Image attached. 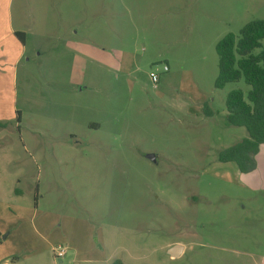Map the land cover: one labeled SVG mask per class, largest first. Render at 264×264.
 Returning a JSON list of instances; mask_svg holds the SVG:
<instances>
[{
    "label": "rangeland",
    "instance_id": "rangeland-1",
    "mask_svg": "<svg viewBox=\"0 0 264 264\" xmlns=\"http://www.w3.org/2000/svg\"><path fill=\"white\" fill-rule=\"evenodd\" d=\"M0 17V41L8 20L25 34L0 74V264H259L260 169L218 160L247 136L226 97L250 88L214 82L217 42L264 0H9Z\"/></svg>",
    "mask_w": 264,
    "mask_h": 264
},
{
    "label": "trees",
    "instance_id": "trees-1",
    "mask_svg": "<svg viewBox=\"0 0 264 264\" xmlns=\"http://www.w3.org/2000/svg\"><path fill=\"white\" fill-rule=\"evenodd\" d=\"M14 36L24 43V33L14 32ZM215 52L218 58L215 88L222 89L228 83L239 81L250 88L246 94L233 90L226 97L227 122L244 128L247 136L218 156L220 162L235 163L239 174H247L254 170L255 156L264 144V20L246 23L237 36L225 35L217 42ZM207 115L211 113L207 111ZM113 264L122 262L116 260Z\"/></svg>",
    "mask_w": 264,
    "mask_h": 264
},
{
    "label": "crops",
    "instance_id": "crops-1",
    "mask_svg": "<svg viewBox=\"0 0 264 264\" xmlns=\"http://www.w3.org/2000/svg\"><path fill=\"white\" fill-rule=\"evenodd\" d=\"M9 0H0V10H7ZM3 17H0V24H3L4 21H2ZM8 20V18H7ZM7 27L9 31V35H13V37L7 38L6 40H1L0 41V74L4 73L1 69L4 68L6 70L11 69L16 63H18L23 57V51H24V43H25V38H24V43L21 44L17 38L14 36V32H19V31H12L10 27L9 20L7 21ZM6 74L8 72H5ZM2 83H0V88L2 87ZM255 168L260 169L253 178V181H255V187L257 190L261 189L260 187L264 186V144L260 146L258 154L255 156ZM253 170V171H254ZM252 172V171H251ZM249 172V173H251ZM247 173V174H249ZM240 175H246V174H240ZM257 176V177H256ZM1 235V233H0ZM4 239H1L0 246L2 245V241ZM184 247L181 249L179 256L183 252ZM261 261L259 264H264V257L260 259ZM2 264H11L5 260Z\"/></svg>",
    "mask_w": 264,
    "mask_h": 264
},
{
    "label": "built area",
    "instance_id": "built-area-1",
    "mask_svg": "<svg viewBox=\"0 0 264 264\" xmlns=\"http://www.w3.org/2000/svg\"><path fill=\"white\" fill-rule=\"evenodd\" d=\"M164 71L166 70V67H164L163 69ZM150 79L153 83H157V75L151 73L150 74ZM52 253H53V256L57 259H61L64 257L65 255V249L62 248V247H57V248H52Z\"/></svg>",
    "mask_w": 264,
    "mask_h": 264
},
{
    "label": "water",
    "instance_id": "water-1",
    "mask_svg": "<svg viewBox=\"0 0 264 264\" xmlns=\"http://www.w3.org/2000/svg\"><path fill=\"white\" fill-rule=\"evenodd\" d=\"M146 158L148 160H150L151 162L155 163V156L154 155L149 154L146 156ZM2 239H4V237H2ZM182 248L183 247L180 245H177V246H174L173 248H171L168 252L170 257H174V258L178 257Z\"/></svg>",
    "mask_w": 264,
    "mask_h": 264
}]
</instances>
